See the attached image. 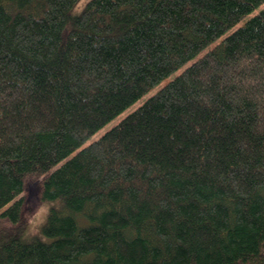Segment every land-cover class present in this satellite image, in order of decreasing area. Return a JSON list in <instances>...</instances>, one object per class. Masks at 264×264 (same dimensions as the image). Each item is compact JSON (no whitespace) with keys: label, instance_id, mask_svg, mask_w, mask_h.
<instances>
[{"label":"trees","instance_id":"16d2710c","mask_svg":"<svg viewBox=\"0 0 264 264\" xmlns=\"http://www.w3.org/2000/svg\"><path fill=\"white\" fill-rule=\"evenodd\" d=\"M78 1L0 0V264H264V0Z\"/></svg>","mask_w":264,"mask_h":264},{"label":"rangeland","instance_id":"374dc122","mask_svg":"<svg viewBox=\"0 0 264 264\" xmlns=\"http://www.w3.org/2000/svg\"><path fill=\"white\" fill-rule=\"evenodd\" d=\"M86 1H88V0H79L73 6L74 12H80V10L82 9V7L86 3ZM164 82H165V80H162L158 85H156L154 87V89H157L158 87H160V85L163 84ZM140 101H141V99H139V101L135 102L130 107H128V109L123 110L122 112L118 113L117 116L114 119L110 120L104 127H102L101 129L96 131V133H94L91 136H89L88 138H86L84 144L90 142L92 139L96 138V136H98L99 134L104 132L107 129V127H109L110 125L114 124L117 121L118 118L123 117L126 113H128V111L130 109H132L133 107H136L137 105H139ZM58 204H59L58 200L45 201L39 207L36 208V206H35V208L32 211H29L27 213V217H26V220H28V221H27V224H26V230H25L26 232L23 234V238L30 239L32 237H35V235H38L42 239L46 240L47 237H45L42 234V232L40 230V226L45 221V217H46L48 211L50 210V207L58 205Z\"/></svg>","mask_w":264,"mask_h":264}]
</instances>
